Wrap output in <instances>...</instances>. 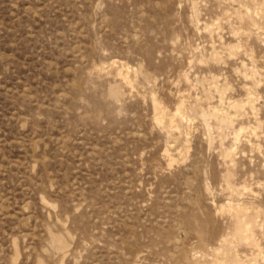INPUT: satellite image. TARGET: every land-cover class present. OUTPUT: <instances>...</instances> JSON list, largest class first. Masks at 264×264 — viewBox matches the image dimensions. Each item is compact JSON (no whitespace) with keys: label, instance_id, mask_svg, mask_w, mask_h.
Returning <instances> with one entry per match:
<instances>
[{"label":"rangeland","instance_id":"rangeland-1","mask_svg":"<svg viewBox=\"0 0 264 264\" xmlns=\"http://www.w3.org/2000/svg\"><path fill=\"white\" fill-rule=\"evenodd\" d=\"M0 264H264V0H0Z\"/></svg>","mask_w":264,"mask_h":264}]
</instances>
